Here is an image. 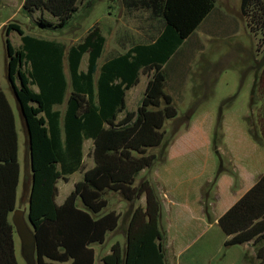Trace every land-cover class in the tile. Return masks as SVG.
<instances>
[{"label":"trees","instance_id":"obj_1","mask_svg":"<svg viewBox=\"0 0 264 264\" xmlns=\"http://www.w3.org/2000/svg\"><path fill=\"white\" fill-rule=\"evenodd\" d=\"M80 1L25 0L23 8L29 14L49 13L58 20L55 27L62 30L75 18ZM239 1L250 32L264 41V0ZM123 3L129 11L149 12L158 24L156 35L151 42L136 44L101 67L99 60L106 38L98 26L67 52L60 42L26 35L15 24L7 27L8 34L16 31L22 41L21 47L15 49L7 39V78L27 137L23 199L28 196L37 264H95L93 245L104 244L107 234L119 225L118 214L104 213L108 192L119 193L129 202L145 196L146 206H138L130 216L126 248L123 250L116 243L102 263L167 264L159 226L161 203L149 180L138 185L136 180L156 163L157 156L149 150L162 145L166 121L178 116L172 97L165 93L163 65L213 11L216 0ZM39 25L51 26L43 17ZM85 55L88 66L82 71ZM141 71L150 78L144 97L136 111L127 112L126 91L139 83ZM261 98L263 106L256 117L264 135V92ZM255 101L253 91L252 109ZM65 103L64 114L55 109ZM193 113L191 110L187 118ZM121 114L124 115L120 119ZM89 139L94 142L95 165L85 171L83 180L59 205L58 182L83 170V148ZM21 176L16 118L0 85V264H18L11 217L17 209ZM219 225L228 237L225 246L252 242L258 264H264V175L220 218Z\"/></svg>","mask_w":264,"mask_h":264},{"label":"crops","instance_id":"obj_2","mask_svg":"<svg viewBox=\"0 0 264 264\" xmlns=\"http://www.w3.org/2000/svg\"><path fill=\"white\" fill-rule=\"evenodd\" d=\"M226 26L224 16L219 14L218 7L215 6L195 32L163 65L166 75L165 93L172 97L177 110L178 106H182L184 111L178 110L176 118L166 121L165 127L170 123L172 130L168 131L164 128L165 139L160 147L154 148L157 149V152L153 153L157 156V161L153 167L139 174V181L149 180L159 198L161 203L159 226L163 240H165V255L166 251L170 252L174 260H181L183 256L187 255V252L193 247L192 242L188 243L187 240L195 236L199 240L209 236L204 244L208 245L207 248L214 243L213 240H216L219 245L225 246L228 237L219 225L220 218L264 175V135L256 117L258 110L263 106L261 96L264 85V65L258 64L261 57L256 58L253 64L245 68L246 74L239 79L243 90L246 91V96L243 97L240 105L232 102L234 96H231L236 86V81L233 78V93L225 94L227 98L223 97L226 99L220 103L204 108L196 98L202 94L206 85V79L201 76L203 73L200 72L205 61L207 42H215ZM198 32L206 40L198 36ZM127 51L106 57L103 60L102 55L99 67ZM209 63V60L205 62V64ZM141 77L146 78V87L142 93L136 94L134 90L140 84ZM149 79V75L141 71L139 83L126 91L127 112L138 109ZM34 89L38 91L37 87ZM253 91L256 94V105L252 109ZM127 100L132 105L131 107L127 105ZM58 107L56 106L55 109L60 110ZM191 110H194V113L190 118H187V114ZM121 115L120 119L123 117ZM87 146L91 154L92 168L95 165L92 157L93 140L85 141L84 155ZM162 153L163 157H161ZM26 166L28 167V162H26L24 148L22 182L27 171ZM219 171L221 174L218 176ZM77 173L80 174L81 179L76 183L83 180L85 172L81 173V171L69 175L67 179H61L58 182L59 193L60 187H63L62 184L68 183ZM76 183L72 189L66 191V197L61 201L58 200V193L57 204L62 205L65 202L74 190ZM211 185L214 187L209 190ZM140 202L145 207L146 197L142 196ZM78 203L80 207H83L81 201ZM114 233L115 231L109 232L107 237ZM170 235L175 240H180L176 241L179 246L174 250L169 245ZM106 242L107 238L104 244L93 245L96 256L99 247L104 246ZM116 243H119L123 250L126 248L125 237L123 241L111 242V249ZM236 247H238L236 250L237 260L232 261L231 256L226 259L225 254L223 258L226 260L223 261V264L259 263L256 248L252 242ZM206 252L209 251L206 249ZM109 253L111 250H108L107 255ZM192 258H195L193 254L190 256V259Z\"/></svg>","mask_w":264,"mask_h":264},{"label":"rangeland","instance_id":"obj_3","mask_svg":"<svg viewBox=\"0 0 264 264\" xmlns=\"http://www.w3.org/2000/svg\"><path fill=\"white\" fill-rule=\"evenodd\" d=\"M25 0H2L0 5V85L6 93L8 100L13 108L17 132L19 136V161L23 167L24 148L26 145V132L24 129L22 117L16 98L10 88L7 78V39L15 49H19L22 45L21 36L16 31L7 33L9 24H15L21 27L26 35H31L37 38L54 40L63 44L66 52L74 45L79 44L84 40L92 27H99L102 34L106 38V44L102 60L106 57H112L120 53H124L128 48L135 44L149 43L156 35L157 22L151 19L150 13L146 11H129L124 6L123 0H81L79 2V11L74 16L68 27L59 30L55 27L58 20L52 17L49 13L40 12L29 14L24 11ZM219 14L223 15L226 22V29L220 34L215 42H207V51L204 56L203 69L200 73L206 79V85L202 90V94L197 96L200 105L204 108L213 106L215 103H220L226 99L227 93H234L231 97L233 104L240 105L243 97L246 96L245 89L243 90L240 84V78L246 74V69L253 64L256 58L261 57L258 64L264 65V41L261 36H256L251 33L247 27L246 19L241 15L239 0H216ZM87 8V9H86ZM41 17L50 23V27H42L39 25ZM198 36L206 40L198 32ZM100 60V63L101 61ZM209 60V64H205ZM210 65V66H209ZM88 66V55L83 57L81 70L86 71ZM209 66V67H208ZM246 70V71H245ZM65 73L69 81V92L71 89V80L68 70V62L65 59ZM99 72L96 74V80ZM236 81L235 89L233 90V79ZM224 80V81H223ZM234 81V82H235ZM146 78L141 77L140 84L135 88V93L139 94L145 90ZM233 90V91H232ZM212 91V93H211ZM232 91V92H231ZM68 92V93H69ZM264 92V85H263ZM226 97V98H223ZM203 102V103H202ZM127 105H132L127 100ZM62 112L66 109V104L59 106ZM178 110H182V106H178ZM122 114L121 116H123ZM168 123L166 130H172ZM91 151V149H90ZM157 149L149 151L150 154L156 153ZM88 146L84 155V167L81 173L91 168V159ZM163 157V153L161 154ZM140 176L136 180V185L140 183ZM81 179L79 173L75 174L68 183H63L60 187L58 200L61 201L66 197V191L74 186L77 180ZM214 185V184H213ZM213 185L209 186V190L213 189ZM211 192V191H209ZM208 192V193H209ZM108 200V206L104 213L115 212L120 216L119 225L114 235H108L107 242L104 246L98 249L96 256V264H102V258L107 255L108 250H111V242L123 241L126 238V231L130 221L132 212L142 206L140 199L129 202L126 201L119 193L108 192L105 195ZM17 209L24 210L28 216L29 203L28 196L23 199V182L19 184L17 190ZM190 238L188 243L192 242V248L183 256L181 260H174L170 252L166 251L167 264H223V261L231 256L232 261L237 260L238 247L232 246L227 248L224 245H219L216 240L209 247L205 246L208 237L199 240L198 238ZM173 236L170 235L169 245L171 249L178 247L179 244ZM165 244V240H163ZM218 244V245H217ZM15 248L18 264H26L21 251V243L18 236H15ZM206 249L209 252H206ZM234 250V251H233ZM230 252V253H229ZM232 252V254H231ZM195 258L190 259L191 255ZM226 254V259L223 255ZM229 254V255H228ZM193 261V262H192ZM232 263V262H231Z\"/></svg>","mask_w":264,"mask_h":264},{"label":"water","instance_id":"obj_4","mask_svg":"<svg viewBox=\"0 0 264 264\" xmlns=\"http://www.w3.org/2000/svg\"><path fill=\"white\" fill-rule=\"evenodd\" d=\"M16 235L21 243L22 256L26 264H37V241L35 229L26 212L16 209L11 217Z\"/></svg>","mask_w":264,"mask_h":264}]
</instances>
